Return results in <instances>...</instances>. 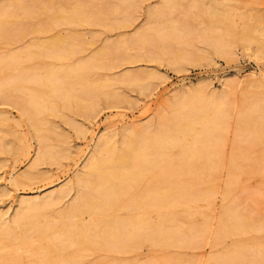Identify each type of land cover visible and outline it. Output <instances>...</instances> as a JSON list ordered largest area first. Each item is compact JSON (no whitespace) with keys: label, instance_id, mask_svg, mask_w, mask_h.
<instances>
[{"label":"rangeland","instance_id":"1","mask_svg":"<svg viewBox=\"0 0 264 264\" xmlns=\"http://www.w3.org/2000/svg\"><path fill=\"white\" fill-rule=\"evenodd\" d=\"M19 2V5H12L15 13L23 15L25 8L28 11L31 8L34 9L35 17L32 15L31 20L0 25V35L3 36L0 39V57L7 54L20 58L29 56L22 53L30 45L41 43L55 34L61 35L70 38L66 47L72 44V52L66 60L58 61L47 56L28 57L22 68L33 69L41 77V68L45 65H55L58 69L94 57L93 66L86 73L88 78L96 81L99 90L91 94L75 88L73 91L78 97L67 100L51 95L48 104L41 107L44 123L41 141L36 139L27 117L19 107V102L36 89V84L27 81L26 87L4 91L5 94L0 97V137L3 136V140L14 149L17 148L16 153L3 152L0 140V212H5V217L12 214L19 200L58 190L72 180L82 170L99 138L113 135V139L118 141V138L122 139V133L130 132L133 128L137 130L140 126L143 128L142 126L147 125L154 129L164 117L163 114L169 113L172 102L180 91L201 86L204 87L203 94L221 93L222 85L232 79H263L264 76V0H126L125 5L120 0ZM2 5L10 7L11 0H0V6ZM38 5L54 7L56 10L46 19L47 15L39 17L35 12L36 7L33 6ZM115 8L118 9L116 12L113 10ZM74 11L78 13L73 22L54 20L60 14ZM151 11L155 14L150 15ZM154 15L156 16L153 17ZM78 19H86L87 22L78 23ZM167 23H176L178 28L181 24L185 26L181 31L183 38L176 37L170 51L182 49L187 53V61L182 59L178 61L179 64H172L170 57L163 54L167 52L165 49L168 46L166 47V43L157 42L154 36H146L144 45L136 43L135 36L142 31L155 27L166 28V25L168 28ZM36 26L44 31L36 32ZM215 39H221L220 54H215L210 47ZM122 40H126L127 46H122ZM108 44L113 48L112 52L108 55L100 54ZM261 70L263 76L256 74ZM16 72L18 73L9 68L0 71V85L3 89L13 83L11 76ZM124 75L125 78H122ZM103 84L109 85L107 95L101 93L103 89L100 87ZM234 90L235 93L231 91L225 98L231 114L227 122L228 130L223 134L225 145L209 147L221 151L222 160L219 164L224 167H231L233 164L229 159L231 150L236 148L233 135L235 115L242 105L239 90L233 87ZM173 96L175 98L171 100ZM165 102H168V106H165ZM156 120H159L158 123ZM190 142V138L185 140L186 144ZM25 143L29 144V153L26 155L21 153V147ZM41 143L44 150L55 160L44 159L31 169L35 165V153ZM251 147V152L247 154L249 160L235 162L247 173L241 174L232 170V176L227 177L228 173L224 170L217 194L212 197L210 204L215 213L224 204H237L239 210L252 215L257 229L239 236L222 238L224 246L233 242L264 241V138L256 139ZM172 154L174 157H186L180 154L178 147L172 148ZM24 173H31L34 179L23 178L19 184L12 181L14 177ZM224 192L227 195L223 199L221 194ZM72 198L71 192L58 206L67 205ZM196 208L198 212L193 214L195 224L202 226L208 223L209 229L214 232L217 224L214 217H207V203L198 202ZM211 243L210 237L198 247H163L145 242L134 251L125 253V264H157L170 255H174L178 264L187 261L189 264H203L214 250ZM98 256L89 255L81 264H99Z\"/></svg>","mask_w":264,"mask_h":264},{"label":"bare ground","instance_id":"2","mask_svg":"<svg viewBox=\"0 0 264 264\" xmlns=\"http://www.w3.org/2000/svg\"><path fill=\"white\" fill-rule=\"evenodd\" d=\"M120 2L125 5L126 0ZM16 3L19 5V0H11L10 7L0 6V25L31 20L32 15L35 17L34 9L31 8L29 11L25 8L23 15L15 13L12 5ZM34 7L37 15H47L46 19L56 10L42 5ZM113 10L116 12L118 9ZM77 13L60 14L54 20L73 22ZM149 14L155 13L151 11ZM77 21L87 22L86 19ZM175 24H168V28L167 25L166 28L151 27L135 36V41L144 45L146 36H154L157 42L168 46L165 49L167 52L163 54L170 57L172 64L182 59L187 61V53L182 49L170 51L176 37L183 38L181 31L185 28L182 24L180 28ZM36 27V32L43 30ZM60 36L55 34L41 43L30 45L22 53L29 56L20 58L7 54L0 57V71L5 68L18 71L11 76L13 83L8 88L3 89L0 85V97L5 94L4 91H15L25 86L27 81L36 84V89L23 97L19 107L38 141L42 140L44 126L41 107L48 104L51 95L67 100L78 97L73 91L75 88L91 94L99 90L96 81L88 78L86 73L91 70L94 57L61 69H57L53 63L50 64L55 68L51 65H45L44 68L39 66L43 71L41 77L33 69L22 68L28 57L47 56L58 61L66 60L72 52V44L66 47L70 38ZM0 39H3L2 35ZM121 42L123 47L127 46L126 40ZM210 47L215 54H220L221 39H215ZM112 50L108 44L100 54L108 55ZM261 72L256 74L263 76ZM108 87L107 84L101 85V93L107 95ZM229 87L233 93V87L239 90L242 105L235 115L233 135L236 148L231 150L229 159L233 164L224 167L219 164L222 160L221 151L209 147L225 145L223 134L228 130L227 122L231 117L225 103L228 93H232ZM202 88L190 87L177 93L176 98L173 96L171 100L175 99L169 106V113L163 114L157 125L159 120H156L154 129L147 125L137 130L133 128L134 133L132 130L127 132L130 135L122 133L119 142L113 139V135L99 138L82 170L60 189L19 200L10 216L5 217L6 213L0 212V264H81L86 257L94 254L99 255V264H125V253L134 251L145 242L163 247H198L209 237L214 250L203 264H264V241L233 242L228 246L221 242L224 237L256 230L257 224L252 215L239 210L237 204L233 203L224 204L215 213L210 204L212 197L217 194L221 173L226 170L227 177L232 176V170L247 173L235 162L249 160L247 154L251 152L250 147L256 139L264 138V76L263 79H232L222 85V92L219 90L221 93L203 94ZM254 95L258 97H252ZM165 104L168 106V102ZM187 138L191 142L186 144ZM0 140L3 152H17V148L4 141L3 136ZM173 147H178L180 154L186 157H174ZM21 153H29L28 143L21 147ZM35 155V165L31 169L44 159L55 160L44 150L42 143ZM186 161L188 163L185 164ZM30 174L24 173L12 181L19 184L23 178L34 179ZM71 192V201L59 207L62 199ZM226 195L225 192L221 194L223 199ZM198 202L207 203V217H214L217 224L214 232L209 229L208 223L198 226L193 221V214L198 212ZM157 264L178 263L174 255H170Z\"/></svg>","mask_w":264,"mask_h":264}]
</instances>
